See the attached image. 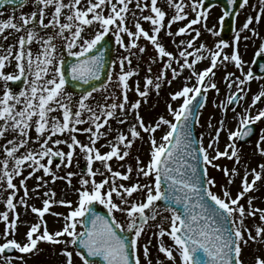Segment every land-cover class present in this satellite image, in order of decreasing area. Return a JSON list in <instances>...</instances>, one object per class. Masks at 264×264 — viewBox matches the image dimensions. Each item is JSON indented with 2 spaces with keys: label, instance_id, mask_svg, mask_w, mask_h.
<instances>
[{
  "label": "snow or ice",
  "instance_id": "1",
  "mask_svg": "<svg viewBox=\"0 0 264 264\" xmlns=\"http://www.w3.org/2000/svg\"><path fill=\"white\" fill-rule=\"evenodd\" d=\"M4 2L15 3L16 0H4ZM35 4L39 11H32L30 15L21 13L18 19L10 17L7 20H0V35H3L7 29L24 33L19 36L16 44L9 45L7 48L0 45V49H2L0 52V80L5 84V90L0 95V121L4 122L0 124V137H4L7 132L18 133V139L8 141L13 147H5L7 157L2 161L3 175L0 176V180L6 179L8 188L16 190L17 185L13 183L14 176L21 175L25 162H31L29 167H32L33 171L20 181L24 186L25 193V196L20 198V203L27 206L26 197L29 190L26 180L34 176L36 171L42 169L45 175L51 176L52 182L57 179H66V182L71 185L75 173L69 171L66 177L58 176L51 167L53 158H59L56 169L61 166L70 167L76 149L79 148L85 158L86 170L81 175L80 188L76 189L78 198L75 204L71 200H55L56 193L50 189L44 194L48 198L43 200L42 208L31 207V211L38 214L41 222L30 226L26 233L27 242L21 243L15 238L8 239L7 237L11 233L6 229L5 242L0 243V254L6 253L9 249H16L20 253H32L33 250H39L38 243L47 242L65 245L62 254L66 256V264H74V251L81 258L82 264H100L99 261L92 258H102L105 264H145V261L141 259V249L143 257L147 258L146 264H153L149 247L151 241L141 244L140 240L149 221H156L163 210L170 212V217L162 218V220L170 221L169 228L165 229L162 223L156 225L159 228L156 235L160 238L167 235L173 241L171 246L166 245L162 239L159 243V252L163 253L172 264H244L243 247L248 244L249 240L257 242L264 239V227L257 226L256 235L253 236L252 231L245 225L246 216L254 217L259 212L261 220L264 221V209L251 207L253 198L250 197L248 199L250 207L246 211L240 201L246 193L253 190L256 181L262 178L264 164L259 166L261 171L252 170L254 179L251 182L248 180V173H245L242 180L243 190L239 191L235 198H232L227 189H224L223 196L212 191L217 181L214 177L209 176L208 167L219 168L220 166L214 161L221 157L235 158L239 163L240 154L236 141L249 137L253 133V128L250 125L264 118V109L259 110L255 116L251 115L250 111L239 116L236 130H229L230 143L225 146L224 151H219L218 148L213 149V145L219 141L221 131L224 130L223 121L220 122L221 126L217 128L215 136L207 147L203 146L202 139L199 141L193 139L191 118L197 113L196 104H199L201 108L204 106L197 100V97L202 96V90L203 93H206L209 88L219 92L217 84L211 82V77L215 76L213 69L217 68L218 58L221 57L223 50L229 47L228 41L219 40L215 44L216 50L209 49L211 52L210 66L202 71H195V64L205 58L201 52L206 49V45L201 44L199 48H194V40L200 36V31L192 29V25L203 21V27L207 31L213 35L220 34L215 30V27H207L209 10L204 4V0H191L190 7L196 12L195 19L179 28L175 34L167 32V35L170 36L185 34L190 30L196 32V37L192 40L179 42V45H187V48L179 51L180 59H177L173 52L167 51L165 45L158 38L161 30L165 28L166 13L157 6V0H151V12L155 15L143 16V20L150 21L153 25L152 34H149V31H146L138 21L135 24L136 32L130 31L124 25L125 14L129 11L128 0H116V2L97 0L95 3L88 0L86 8L78 7L81 5V0H69L67 4L64 0H35ZM118 4L121 7H118ZM248 4L249 0H242V2L224 0L223 14L219 18L221 26L223 27L226 18L233 16V12L228 10V5L243 8ZM109 5L111 11L105 16L103 8ZM50 6L54 8V12L51 13V19L46 23L45 10ZM136 6L137 8L141 7L139 3ZM169 6L176 9V14L171 17L170 22L181 21L187 17L188 13L184 11L183 2L175 3L173 0ZM20 7H24V0H21ZM143 7H148V5ZM66 8L69 10L67 14L63 11ZM90 13L91 17H89ZM62 16L66 17V22L61 21ZM262 16H264V0H260L259 14L255 18L248 16L243 26L236 31L231 45L233 52L230 55H223L221 63L234 62L244 76L243 79L236 77L233 80V73L226 74L225 80L228 82V87L231 89L233 85L237 86L236 93L227 97L228 105L241 99L238 94H242L244 88L240 86L255 78L250 69L244 73L245 61L240 54L239 44L241 39L245 41L249 39L248 36H241L245 30H250L254 36L259 35L254 28L250 29V25L254 19L259 21ZM118 20L120 23H117ZM94 24L100 26L99 30L93 37L85 39L82 36L85 27ZM30 25L32 27H29ZM50 28L51 32H45V35L40 34L41 30ZM110 31H115L117 42L128 52L127 56L119 59L120 73L114 82L121 89L122 101L117 103L115 102L116 98L113 97L112 103L103 105L98 103L95 107L91 106L89 100L93 97V93L98 91L97 87L93 86L91 90L81 94L78 101L73 104V94L65 90L68 75L77 82V87L81 86L80 82L89 85L90 82L97 81L104 75L105 52L101 51L98 46L103 47L101 42L105 40ZM66 32L69 35L66 36ZM120 33H127L133 37L130 44L124 43ZM141 36L158 50L161 59L167 58V62L163 64L164 73L171 69L173 77L179 75L177 70L172 68L175 61L180 65L181 72L184 69L192 70L188 80L195 76L197 84L190 86L186 83L180 90L172 94L173 100L182 98L179 108L174 109L171 104L168 105L175 123L161 116L155 126H148L138 111L141 100L137 99L130 104V108L136 110L135 119L144 132L155 133L162 124L168 125L169 130L162 137V143L157 144L153 136L150 142V160L146 165L137 161L136 176H143L146 179L151 177L152 181L146 184L137 181L131 186H125L123 183L117 184V178L128 180L134 171L133 168L129 165L126 173L113 171L108 161H111L113 157L123 161L130 155L135 138L141 136L136 124L130 130L132 139L123 133L118 134L114 142H109L108 146L111 150L106 153H101L96 147V143L102 137L106 138L112 131L111 128L108 132L102 131V129L109 124L110 118L116 117L118 110L124 114V119H120L119 123L124 124L127 119L124 110L126 105H129V78L138 74L139 69L129 67L128 70H125V64L131 66V57L134 55L132 49L139 47L137 40ZM7 39L8 35H4V40ZM34 41L39 45V51L35 54L31 48ZM58 41L66 44L68 54L76 58L70 65L66 64L64 55L59 52ZM76 48L79 50H74ZM188 48H194V52L188 51ZM93 50H97L96 54H92ZM144 51V47H139L140 53ZM256 55L264 58V44H261ZM193 56L194 59L190 62L188 57ZM181 59L182 63H180ZM13 61L15 62L14 72H6V65H11ZM148 71L151 72L150 67ZM22 78H26L23 90L16 92L8 87L9 81H20ZM206 78H209L208 84H205ZM107 80L113 82L111 74L107 76ZM164 80L165 74L156 76L155 81L152 76H147L145 90H140L138 81L135 90L140 98H146L149 86H154L159 91ZM171 82V80L167 81L168 84ZM99 89L106 91L107 86L102 83L99 85ZM262 97H264V91L254 96L253 105L261 101ZM108 99L109 97L106 96L105 100ZM203 99H207L206 95L203 96ZM17 105H22V107L18 108ZM222 107L225 108V111L227 110V105L222 104ZM57 110L62 112V118L52 115ZM85 113H87L86 119L84 118ZM84 123H89L90 126L77 127ZM33 124L37 133L36 141H42L40 151L28 148L24 154L17 156L18 149L29 144V133ZM65 133L68 134L71 143L68 140H53V136ZM77 133L88 134L89 143L81 142L77 138ZM50 142L54 145L67 144L69 151L65 153L60 149L54 150L49 146ZM262 144H264V130L258 140V150L264 154V147H260ZM209 149H213L216 155L210 156ZM44 157H48L46 164L41 162ZM9 158L14 160L11 170H9ZM94 161L103 164L105 170L110 173L99 182L95 177L103 176L104 172L99 168L93 169ZM223 171L225 176L229 177V169L224 167ZM236 174L237 169H232L231 176L234 177ZM36 179L38 181L36 189H40L48 183L43 176H38ZM232 182L233 180L229 178V184ZM137 192L144 193L143 200L130 202L129 198ZM114 194L120 198V203L115 202ZM15 195L16 193L13 191L6 200L9 209L16 208L13 202ZM36 195L39 196L38 191ZM94 202L106 206L111 215H102L97 212ZM53 204L68 206L70 211L67 215L55 213L57 216H63L64 226L61 230L50 232L43 217L50 212V207ZM116 212L123 213L128 217L126 226L117 219ZM0 215L5 221H8L7 212ZM42 224L44 227L41 232ZM78 225H83V231L78 230ZM8 228L16 229V219L8 225ZM69 245L75 246V248L69 250ZM177 256L180 258L179 261H177ZM20 259L23 260V257ZM5 264H12V258L5 257ZM157 264H164V261H157ZM254 264H264V255H256Z\"/></svg>",
  "mask_w": 264,
  "mask_h": 264
},
{
  "label": "rangeland",
  "instance_id": "2",
  "mask_svg": "<svg viewBox=\"0 0 264 264\" xmlns=\"http://www.w3.org/2000/svg\"><path fill=\"white\" fill-rule=\"evenodd\" d=\"M67 4L69 0H64ZM93 3L97 2V0H92ZM116 2V0H113ZM129 2V11L125 14L126 20L124 21V25L130 29L132 32H136L137 28L135 27L136 22L138 21L141 26L146 30L149 31V34H152L153 25L150 21L143 20V16L146 15H155L151 12V0H128ZM173 0H157V6L160 7L163 11H165V28L161 30L159 33V39L165 45L167 51L173 52L177 59H180L178 53L180 50L187 48V45H179L181 40H192L196 37L195 31H189L185 34L181 35H167V32L170 31L171 33L175 34L178 32V29L184 27L185 23L189 20L195 19L196 12L192 10L190 7L191 0H175V3L183 2L185 5L184 11L188 13L187 17L181 21L170 22L171 17L176 14V9L174 7H170V3ZM137 3L141 5L140 8H137ZM88 5V0H81V5L78 7L86 8ZM144 5H148V7H143ZM118 7L121 5L118 4ZM259 7H260V0H249V4L244 6L243 8L239 9L238 16L236 17L235 21V29L228 40L229 47L225 48L221 54V57L218 58L217 61V68L213 69L215 72V76L211 77V82L217 84L219 88V92L215 89L209 88L206 92L207 96V103L206 107L201 114L200 122L198 123V132L200 138L203 141V146L207 147L210 140L215 136L217 128H219L220 122L223 121V128L224 130L220 133L219 142L213 145V149L218 148L219 151H224L225 146L230 143L229 141V130L235 131L238 127V118L240 115L245 114L247 111H250L251 114L257 113L259 110L264 109V97L261 98V101L256 102L258 104L253 105V98L255 95H258L261 91H264V77L261 79H253L249 82H246L245 85L240 87L244 88V92L242 93L241 100L238 104V108L234 107L233 109L228 108L227 104V97L237 91V86L233 85L230 89L228 87V82L225 80V76L227 73H233L232 79L234 80L236 77L244 78L241 71L237 68L234 62L228 61L224 64L221 63L223 55L231 54L233 52L232 42L234 39V35L236 31H238L246 21L248 16H252L255 18L259 14ZM209 16L207 19V27L213 28L220 33V21L219 18L223 14L222 8L220 6H213L208 8ZM32 11H39L35 4V0H29L28 3L23 7L18 9L17 11L12 10H5L3 11L2 15L0 16V20H7L10 17H14L16 19L19 18L21 13L30 15ZM65 14L68 13V9L63 10ZM110 5L103 8L104 15L107 16L110 13ZM54 12L53 7H49L45 10V22L47 23L48 20L51 19V13ZM91 13L89 17H91ZM62 22H66V17H61ZM117 23H120L118 20ZM203 21L196 25H192V29H198L200 31V36L194 40V48H199L201 44L206 45V49L202 50L201 55L205 58L195 64V71L199 72L202 71L210 66L211 63V50L215 49V44L221 40V36L213 35L205 27H203ZM38 26V22H37ZM29 27H32L30 25ZM99 25L94 24L92 26H86L85 31L82 33V36L85 39L91 38L95 35V32L99 30ZM114 27V26H113ZM254 28L256 32L259 33L258 36H254L250 30H245L241 33V36H248L249 39L247 41L241 39L239 44V51L240 54L245 61L244 66V73L247 71L252 70V62L254 58L257 56L256 53L258 52L259 47L261 44H264V16L261 17L259 21L253 20V23L250 25V29ZM39 30V28H38ZM52 29L48 30H41L40 34L45 35V32H51ZM11 33V35H9ZM24 34L23 32H15L14 30L7 29L3 35H0V45H3L4 48H7L9 45H14L17 43L19 36ZM4 35H8V39L4 40ZM65 35H69V33H65ZM123 37V41L125 44H130L133 37H130L127 33H120ZM107 36H112L115 38V52H114V61L112 70L110 74L113 77V82L107 81L105 85L107 86V90H101L99 88L97 92L93 93V97L90 98L89 103L91 106L95 107L98 103L103 105L105 103H112L113 97H115V102L120 103L123 99V95L121 89L114 83L116 81L117 75L120 73V66H119V59L127 56L128 52L124 47L117 42L116 33L115 31H110ZM58 43L59 52L64 55V57L68 56L66 44L61 42ZM137 45L139 47H144L145 51L143 53L139 52V47L133 48L132 51L134 55L131 57L132 64L129 66L127 63L125 64V70H128L129 67L131 68H138V74H134L132 77L129 78V85L130 90L128 92L129 97V105L125 107V113L127 114V119L124 124H120L119 120L124 119V114H122L119 110L117 111V115L114 118H110L109 124L105 125L102 131L108 132L109 128L112 129L109 132L108 136L102 137L96 143V147L99 148L101 153H106L110 151L109 142H114L115 137L123 133L132 139L130 135V130L134 124L137 126V130L141 132V136L135 138L133 146L130 149V155L126 157L123 161L118 160L116 157H113L111 161L108 163L111 165L113 171H120L122 173L127 172V167L130 165L133 168V173L128 180H122L117 178V184L123 183L125 186H131L132 184L139 181L142 184H146L152 181L153 178H144L143 176L137 177L135 174V169L137 168L138 164L137 161L139 160L142 164H147L150 160V152H151V140L153 136L157 141V144L162 143V137L167 133L169 130L168 125H161L160 128L156 130L155 133H146L144 132L138 125L135 117H136V110L130 108V104L134 103L137 99L141 100V106L139 108V114L144 118V122L148 126H155L157 122H159V117L164 116L166 119L174 122V117L172 113L168 109V105L171 104L172 107L179 108V105L182 103V98L178 100L172 99V94L180 90L184 84L195 85L197 84V80L195 76L192 77L191 80H188L190 73L192 72L191 69H184L183 72L180 71V65L177 64L175 61L172 64V68H175L179 73L178 76L173 77L171 74V69H168L166 73L163 72V64L167 62V58L161 59L158 54V50L149 42L146 38L140 37L137 40ZM179 45V47H178ZM31 48L33 53H37L39 51V45L35 41L31 44ZM194 48H188L187 50L190 52H194ZM74 50H79L78 48ZM2 52V49H0ZM189 61L191 62L194 59L193 57H188ZM182 59L180 63H182ZM14 61L11 65H6L5 71L8 73L14 72ZM151 68V72L148 71V68ZM161 74H165V80L161 83V88L157 91L154 86H149L148 96L146 98H140L138 93L136 92V82H139L140 90H145V82L147 76H152L154 81L155 77ZM50 78V77H49ZM25 80L24 83L19 89H13L14 91L18 92L23 90L25 87ZM171 80V84H168L167 81ZM209 83V78L205 79V84ZM9 84V82H8ZM10 86V85H9ZM8 86V87H9ZM5 90V84L2 80H0V95L3 94ZM66 92H70L73 94V104H75L79 96L81 94L74 93L65 87ZM109 97L108 100H105V97ZM223 105H227V110L222 107ZM17 107H22V105H17ZM75 110V109H74ZM52 115L61 117L62 112L57 110L56 112L52 113ZM87 113L84 114V118L86 119ZM3 121H0V124H3ZM211 124V127H209ZM258 125V133L254 136L250 141L245 142L243 144L237 143V148L240 154V161L239 163L236 162V159H228L227 157H221L218 160H215L214 163L218 164L220 167H208L209 176L214 177L217 181V184L212 188V191L218 195L223 196L224 189L230 191L232 198H235L239 191H242V180L245 176V173H248V180L251 182L254 179L253 169L256 171H261L259 167L261 164H264V154L258 150V140L264 130V118H262L257 123ZM89 123H84L82 125H78L77 127L86 128L89 127ZM30 139L29 144L25 147H21L18 149L16 155L20 156L25 153L28 148H31L35 151H40V142L36 141L37 133L35 132V125L33 124L32 129L30 130ZM77 138L81 140L83 143H89L88 134L85 133H77ZM18 139V133L7 132L4 137H0V176L3 175V159L7 157V153L5 151V147H13L12 144H9V140ZM61 139V140H68L71 143L68 134H58L53 136V140ZM49 146L52 147L54 150L60 149L63 150L65 153L69 151L67 144H60L54 145L51 142ZM260 147H264V144L260 145ZM213 149H209L210 156H215L216 152ZM123 152V148L121 149V154ZM231 152V149H229ZM48 157H44L41 162L47 163ZM81 161H85L83 154L80 153L79 148L76 149V154L73 158V163L70 167L61 166L59 169H56V164L59 163V158L57 161L53 158V164L51 165L53 171L56 172L58 176L66 177L67 172L71 171L75 173L72 177V183L69 185L66 182V179H57L55 182H52V178L49 175H45L43 170H39L35 172V175L28 178L26 180V186L28 188V196L27 199V206L20 203V198L25 196L24 193V186L21 185L20 181L28 177L29 172L33 171L32 167H29L31 162H25V165L22 168L21 175L14 176L13 183L17 185V189L13 190L8 188L6 179L0 180V214L7 212L8 213V221H5L0 215V243L5 242L4 233L6 229L11 233L7 238L12 239L15 238L18 242L25 243L27 242L26 233L29 231V228L32 224L40 223V218L37 213H33L31 211V207L35 206L37 208L43 207V200L48 198L44 194L48 192L50 189L54 190L56 195L54 197L55 200L59 201L60 199L71 200L76 202L77 200V192L76 189L80 188V163ZM14 164V160L9 158V170H11ZM123 165V167H121ZM227 167L229 169V177H226L223 171V168ZM99 168L104 175H97L95 177L96 181L99 182L105 178V176H109L103 164L100 162L94 161L93 169ZM237 169V174L232 177V169ZM43 176L46 181H48L47 185L36 189V185L38 183L36 177ZM229 178L233 180L231 184H229ZM15 191L16 195L13 198V202L16 205L15 209H9L6 204V200L11 193ZM39 192V196L36 195V192ZM252 199L253 208L264 209V172H262V178L256 181L253 190L246 193L245 197L241 199L240 203H242L247 210H249L248 199ZM144 198V193L137 192L134 193L132 197L129 198L130 202H137L141 201ZM114 200L116 203H120V198L115 196ZM104 206V205H103ZM106 207V206H104ZM70 211V208L65 205L53 204L50 207V212L46 213L43 217V220L47 222V228L50 232H55L61 230L64 226V218L63 216H57L55 213H62L67 215ZM150 211V210H149ZM18 214V218H17ZM115 215L117 219L124 224L127 225L128 217L120 212H116ZM163 217H170V212L168 211H161V215L157 217L156 221H149V224L146 228L144 234H142L140 243L144 244L147 243L149 240L151 241L150 244V258L153 261V264H157V261H164V264H172L171 261L167 260L165 255L159 252V243L161 239L163 242L171 246L173 241L165 235L163 238H160L156 233H158L159 228L156 225L162 223L165 229L169 228L170 221L168 219H163ZM16 219V229L12 230L8 228V225ZM245 225L248 229L252 231V235H256V227H264V221L260 218V213L257 212L256 215L253 216H246ZM44 225L41 226V232L43 231ZM78 230L81 231V225H78ZM247 235V233H245ZM66 238V237H65ZM65 245L63 244H51L47 242H40L38 243V251L33 250L32 253H20L17 251L14 255H5L0 254V264H5V257L12 258V264H66V256L62 254V250L64 249ZM69 250H73L74 247L72 245L68 246ZM256 255H264V239L260 241L253 242L252 240L248 241V244L243 247L242 252V259L244 264H254V258ZM23 257V260L20 259ZM74 264H82V260L74 251L73 255ZM141 259L145 261L147 258L143 257L142 249H141ZM179 256H177V261H179Z\"/></svg>",
  "mask_w": 264,
  "mask_h": 264
},
{
  "label": "water",
  "instance_id": "3",
  "mask_svg": "<svg viewBox=\"0 0 264 264\" xmlns=\"http://www.w3.org/2000/svg\"><path fill=\"white\" fill-rule=\"evenodd\" d=\"M214 1H218V2L222 3V5L224 3V0H206V6L211 4ZM24 2H25V0H24ZM238 2H242V0H238ZM20 3H21V0H16L15 3H11V2L5 3L4 0H2V2H0V7H2V6L17 7L18 5H20ZM238 8L239 7L236 6V5H228V10L233 12V16L231 18H226L225 19V23H224V25L222 27V36L224 38H227L230 35V33H231L232 29H233L234 17H235V14H236ZM101 44L103 45V47L98 46V48L101 51L105 52V57H104V59H105L104 75H102L99 78V80L90 82L89 85H84L83 82H80V85H81L80 87H77V82L73 81L71 79V76L68 75V77H67L68 83L66 85L71 90H73L74 92L82 93V92L91 90V87H93V86L94 87H99L100 84H102V83L104 84L107 81V76L109 75V72H110V69H111V65H112V61H113V49H114V47H113V42L109 38H105V40L102 41ZM96 51L97 50H93L92 54H96ZM65 60H66V64L70 65L71 63H73L76 60V58L70 56V57H67ZM199 98L201 100L202 96L199 97ZM192 119H193V117L191 118V120ZM192 129H193V133H194L195 123L193 121H192ZM195 132H196V130H195ZM252 134H250L249 137L241 139V141L243 142V141L248 140L252 136ZM159 203H161V202H159ZM164 203H166V202H164ZM95 210L97 212H99L100 214H102V215H110L106 210H103L101 207L96 206V205H95ZM12 251H13V249H9V250L6 251V253H12ZM92 259L99 261L100 264H105V262H103L102 258H92Z\"/></svg>",
  "mask_w": 264,
  "mask_h": 264
}]
</instances>
